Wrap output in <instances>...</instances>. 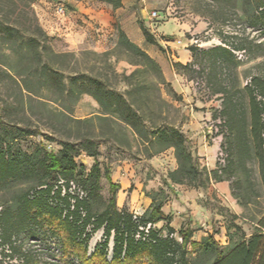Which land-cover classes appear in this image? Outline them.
<instances>
[{
	"label": "rangeland",
	"instance_id": "1",
	"mask_svg": "<svg viewBox=\"0 0 264 264\" xmlns=\"http://www.w3.org/2000/svg\"><path fill=\"white\" fill-rule=\"evenodd\" d=\"M62 2L66 6L68 1ZM261 2L264 0H132L124 13L113 16L112 31L99 46L88 43L69 49L62 39L49 37L57 55L51 57V64L66 79L101 82L106 89L123 94L142 118L143 126L177 129L203 173L202 186L173 184L169 177L177 168L174 149L143 143L117 115L106 114L92 96L62 98L40 88L36 81L31 85L35 95H28L17 78L15 83L7 78V64L14 60L1 41L0 136L6 135L7 139L9 132L15 137L14 147L27 154L35 153L37 147L58 152L60 142L77 147L92 142L99 153L96 159L83 152L74 159L84 175L95 161L99 164L96 188L93 178L84 180L90 191L89 213L102 215L114 194L116 208L129 214L139 206L137 194H144L154 206L161 205L164 217L154 223L160 237H166L172 229L173 238L180 243L179 231H187L192 233L190 243L212 236L221 248H231L253 233L264 214L258 162L264 154V112L260 116L263 144L259 148L247 90L253 79L264 81ZM110 5L113 10L118 7ZM153 11L158 13L156 18L151 16ZM164 23L176 25L179 30L161 33L159 28ZM135 27L140 31L143 27L151 36L149 54L140 50L155 65L119 45L118 31L125 34L126 28L132 33ZM215 47L225 48L226 52L218 57L202 53ZM256 101L263 99L256 94ZM22 130L34 135L22 136ZM4 146L0 142V147ZM219 147L226 154L223 168L216 161ZM213 175L223 180L226 192L211 187L215 182L207 178ZM35 184L32 180L0 189V212H14L17 199ZM138 208L146 218L148 208ZM39 221H25L29 224L12 237L15 246L28 251L36 264L111 263L113 231L103 261L96 254V246L104 241L103 227L94 230L89 224L85 233L90 238L78 247L68 243L65 231ZM187 251L188 264H207L206 258L189 244ZM0 264H21L20 254L0 247ZM123 264L152 263L143 257Z\"/></svg>",
	"mask_w": 264,
	"mask_h": 264
},
{
	"label": "trees",
	"instance_id": "2",
	"mask_svg": "<svg viewBox=\"0 0 264 264\" xmlns=\"http://www.w3.org/2000/svg\"><path fill=\"white\" fill-rule=\"evenodd\" d=\"M106 1L119 6V2L115 0ZM258 7L264 16V2L259 3ZM141 32L147 43L152 44L151 36L143 27ZM118 33L119 45L139 59L155 65V62L130 42L122 31ZM0 41L7 46V52L14 60L12 64H7V78L14 83L17 78L21 89L28 95H35L36 92L31 85L33 81H36L40 88L54 91L62 98L77 99L83 94L92 96L106 114L117 115L119 121L129 127L143 143L158 144L163 149H174L177 168L170 173L169 177L173 184L202 186L203 173L198 170L186 139L177 129L143 126L142 118L132 109L123 94L106 89L103 83L92 78H89L87 82L79 83L76 77L66 79L62 72L52 66L51 57L57 55L53 53L49 44L50 38L38 20L33 0H0ZM225 52V48L222 47L202 51L203 54L214 53L216 57ZM247 90L253 106L252 122L255 130L257 129L259 148H261L263 124L260 116L264 112V81L253 79ZM256 94L263 99L262 102L256 101ZM148 130L150 132H147ZM22 131V136L34 135L30 130ZM5 136H0V142L5 144L4 148L0 147V189L12 184L36 180L35 186L17 199L14 212L10 210L0 212V247H7V251L11 254H20L21 264H36V261L28 251H22L20 245L15 246L12 237L16 232L23 230L24 225L39 220L51 229L56 227L65 231L68 243L78 247L86 244L90 238V234L85 233L89 224L93 225L94 230L103 227L104 241L96 246V254L103 261H105L108 240L113 231L110 264H123L143 257H147L152 264H188V244L196 253L199 251L206 258L207 264H264V214L253 233L229 249L225 250L218 246L212 236L202 238L199 243H190L192 233L187 231H179L181 242L178 243L173 238L172 229L168 230L166 237H160L155 231V220L164 216L161 205L154 206L153 201L145 212L146 218L142 215L136 222L133 221L131 213L128 214L116 208L114 194H111L102 215L93 216L87 211L90 191L86 189L84 180L93 178V189H95L100 168L95 161L88 174L84 175L82 168L77 166L74 159L81 152L96 159L99 153L97 146L92 142L88 141L81 147L70 142H60L58 152L37 147L35 153L27 154L14 147L15 137L12 134L7 132V139ZM258 162L264 190V154L258 157ZM57 176L65 180H75L87 193L84 200L76 201L73 209H70L67 197H61L59 191H54ZM207 179L215 183L223 181L217 175ZM81 211L84 212V216L81 215ZM25 221L29 223L25 224ZM146 224L153 226L147 235L138 230L140 226L145 227ZM136 233H140V239H135Z\"/></svg>",
	"mask_w": 264,
	"mask_h": 264
},
{
	"label": "crops",
	"instance_id": "3",
	"mask_svg": "<svg viewBox=\"0 0 264 264\" xmlns=\"http://www.w3.org/2000/svg\"><path fill=\"white\" fill-rule=\"evenodd\" d=\"M33 1V7L42 28L49 37L62 39L69 49H76L88 43L99 46L103 43L104 37L112 31L110 28L113 16L124 13L132 4V0H115L119 2V6L113 10L110 4L94 0H67L66 6L62 0ZM59 6L64 7L63 15L56 13V8ZM178 30V26L167 23L159 28L161 33H172ZM125 34L132 43L149 54L151 45L145 41L139 28L135 27L132 33L125 28ZM211 187L215 190L221 189L222 193L228 188L223 182L212 183ZM137 196L138 207L149 208L151 199L144 194H137ZM138 207L135 210H140Z\"/></svg>",
	"mask_w": 264,
	"mask_h": 264
},
{
	"label": "built area",
	"instance_id": "4",
	"mask_svg": "<svg viewBox=\"0 0 264 264\" xmlns=\"http://www.w3.org/2000/svg\"><path fill=\"white\" fill-rule=\"evenodd\" d=\"M56 13L59 15L64 14V7L59 6L56 8ZM158 15L157 11H153L151 13V16L153 18H156ZM216 161L220 168H223L225 166L226 161V154L222 150V148H218L216 151ZM57 190L60 192L61 197H67L70 209H73L75 203L77 200H84L87 196V193L75 182V180H65L59 176H57L54 186V191ZM132 215L133 221L139 220V218L143 215V211L134 210L130 212ZM81 215L84 216V212L81 211ZM153 226L151 224H146L145 227L140 226L138 228L139 232H143L146 235L148 234L149 229H151ZM141 235L140 233H136L135 239H140Z\"/></svg>",
	"mask_w": 264,
	"mask_h": 264
},
{
	"label": "bare ground",
	"instance_id": "5",
	"mask_svg": "<svg viewBox=\"0 0 264 264\" xmlns=\"http://www.w3.org/2000/svg\"><path fill=\"white\" fill-rule=\"evenodd\" d=\"M98 237H99V234H97V235L93 238V240L91 241V247H93V245H94V243L97 241Z\"/></svg>",
	"mask_w": 264,
	"mask_h": 264
}]
</instances>
